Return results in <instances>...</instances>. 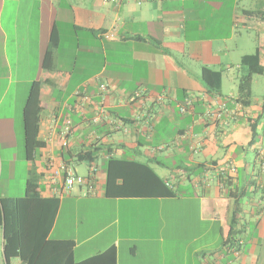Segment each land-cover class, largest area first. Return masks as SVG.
Returning a JSON list of instances; mask_svg holds the SVG:
<instances>
[{"label":"crops","instance_id":"0c3cea01","mask_svg":"<svg viewBox=\"0 0 264 264\" xmlns=\"http://www.w3.org/2000/svg\"><path fill=\"white\" fill-rule=\"evenodd\" d=\"M243 4L0 0V198H21L8 197L6 165L25 164L23 197L33 170L42 198H51V163L68 164L83 177L95 165V193L85 195L80 187L60 198L50 234L75 242L77 262L115 246L117 264L122 253L141 264H264V97L254 105L238 96V80L248 73L242 59L258 52L264 67V0ZM54 28L58 46L54 70L47 71L43 60ZM111 32L112 39L102 37ZM203 68L222 72L220 94L205 87ZM36 81L44 82L42 147L29 161L24 108ZM186 98L193 104L181 114ZM221 104L228 110L221 118L207 115ZM67 118L72 132L64 148L60 133ZM95 150L81 175L77 156ZM111 157L149 164L178 195L106 198ZM225 164L237 172L219 176ZM81 202L98 207L91 208L90 222L52 238L60 218ZM0 240L3 247L2 228Z\"/></svg>","mask_w":264,"mask_h":264},{"label":"trees","instance_id":"16d2710c","mask_svg":"<svg viewBox=\"0 0 264 264\" xmlns=\"http://www.w3.org/2000/svg\"><path fill=\"white\" fill-rule=\"evenodd\" d=\"M51 41L52 45L43 60V68L47 71L54 70V49L58 46L55 28ZM241 67H245L248 73L238 80V96L243 104H248L252 96L253 77L264 74L259 53L245 56ZM201 80L209 92L221 93L222 72L203 68ZM43 86L42 81L32 84L24 108L25 152L29 161L34 160L37 149L42 147L38 136L43 111ZM262 110L264 111V100ZM96 152L97 150L85 151L79 154L77 163H93ZM26 188V197L0 198V228L3 229L5 264H11L13 260H18L20 264H117L115 246L77 262L74 257V241L50 239L60 209V199L40 196L39 177L33 170ZM104 195L108 199L174 198L178 195V190L147 163L111 157L105 163ZM236 215L233 213L232 229Z\"/></svg>","mask_w":264,"mask_h":264},{"label":"built area","instance_id":"2783aa9c","mask_svg":"<svg viewBox=\"0 0 264 264\" xmlns=\"http://www.w3.org/2000/svg\"><path fill=\"white\" fill-rule=\"evenodd\" d=\"M146 1H153V0H146ZM102 37L106 39H112L114 37V33H104ZM100 90L102 92L107 91V85L102 84L100 85ZM136 96H139V93L136 94ZM89 98L86 95L82 96V100L87 101ZM193 101L190 98H186L179 106V111L181 114H185L188 109L192 106ZM227 106L225 104H221L216 112L214 113H208L207 115L209 117L214 116L217 118H221L224 113H226ZM102 114V112H101ZM99 115L96 119V122L100 120ZM72 132V123L69 118L64 120L63 128L60 133V136L62 138V146L65 148L68 146V139ZM51 170V178L47 182V192L50 197L55 198H63L64 196L69 195L72 190L74 189V186L79 187H86L85 195H91L95 193V184H96V176H97V166L92 165L90 167L89 175L87 177H83L80 175H77L74 168L68 164L61 163L59 165H55L51 163L50 165ZM237 172V168L234 164H225L223 166L218 167V175L221 177H227L231 174H235ZM204 183H208V179L203 180Z\"/></svg>","mask_w":264,"mask_h":264},{"label":"rangeland","instance_id":"374dc122","mask_svg":"<svg viewBox=\"0 0 264 264\" xmlns=\"http://www.w3.org/2000/svg\"><path fill=\"white\" fill-rule=\"evenodd\" d=\"M245 1L247 0H244V4ZM263 97H264V74L256 75L253 77V82H252V96H251L252 103L254 105H257L258 103L261 104ZM86 167H87L86 162L76 165V169L81 175L86 174ZM160 175L162 176L161 172ZM25 177H26V168L24 163L19 162L15 166L11 167L10 170H8L7 165L5 166L4 174H3L4 182L2 181V183L4 185V188L9 193L8 197H23L26 194V191L24 190L22 191L20 189L22 188L20 185L24 183ZM79 188H80L79 186H74V189L72 190L74 195L77 194ZM72 207L74 208V205H72ZM92 207L94 208L95 206H91L81 202L78 205L77 210H74L72 208L70 210L71 211L70 217L69 215L67 217H64L63 215L60 218V220L57 223L56 230L52 235V238L58 237V234L62 228H67L71 231L72 229H74L76 224L80 229L81 228L84 229L87 223L90 222L91 213H92V212L90 213V211ZM97 208H94V210L96 211ZM245 209L247 208L245 207ZM246 215L247 214H243L244 219L247 218ZM105 235H107V233ZM2 262H3V250H2V241L0 240V264H2ZM11 264H19V261L13 260ZM120 264H141V261L133 260L126 253H122L120 256Z\"/></svg>","mask_w":264,"mask_h":264}]
</instances>
